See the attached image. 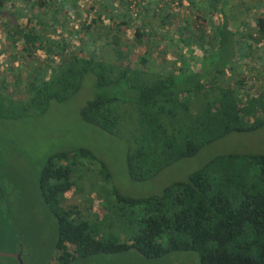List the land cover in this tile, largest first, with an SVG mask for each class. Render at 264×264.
<instances>
[{
	"label": "trees",
	"instance_id": "16d2710c",
	"mask_svg": "<svg viewBox=\"0 0 264 264\" xmlns=\"http://www.w3.org/2000/svg\"><path fill=\"white\" fill-rule=\"evenodd\" d=\"M262 15L254 19L256 36L246 23L239 34L225 25L218 28L213 42L233 63L222 58L212 62L206 52L190 71L182 66L176 72L149 71L143 55L124 64L108 62L92 42L87 52L74 50L68 57L61 56L66 42L53 51L44 49L46 59L51 52L59 55L58 63L47 62L51 67L44 77L34 73L22 98L0 88V117L41 111L51 98L64 99L77 91L90 72L95 89L79 107L80 117L123 136L130 177L151 176L231 131L264 123V82L250 86L231 71L248 62L253 43L264 35ZM83 26L90 31L92 22L83 20ZM81 158L95 160L80 146L48 154L40 167L37 193L55 220V238L40 264H73L129 250L146 258L183 252L195 264H264L263 153L215 154L158 193L143 197L122 195L114 187L102 189L103 196L93 192L100 202L92 218L79 215L74 204H60L61 195L77 187L81 172L89 168ZM96 168L107 178L102 161ZM52 257L54 262H48Z\"/></svg>",
	"mask_w": 264,
	"mask_h": 264
},
{
	"label": "rangeland",
	"instance_id": "374dc122",
	"mask_svg": "<svg viewBox=\"0 0 264 264\" xmlns=\"http://www.w3.org/2000/svg\"><path fill=\"white\" fill-rule=\"evenodd\" d=\"M253 1L255 0L244 6L245 14L240 18L241 20L246 18L250 32L256 36L254 19L264 9V2L260 0L257 5V2ZM81 2L86 4L87 13L84 19L86 23L88 14H91L88 22H92V39L94 36L99 39L110 37L109 32L104 30L105 23L99 22L101 0ZM183 4L186 3L180 0L181 8L175 12L176 17L173 16V19L181 20L182 24L185 22L188 26L185 29L186 34L190 33L191 39L199 41L208 33L202 28L203 23L197 19L196 12ZM105 18L103 20L107 22L108 18ZM207 44V49H197L200 54L207 52L206 59L215 62L214 60L219 61L222 58L225 63L234 62L232 57L222 56L216 43L208 41ZM187 49L188 56L199 57V53L192 55V48ZM24 56L26 57H22L21 60L18 58L22 66L15 68L21 74L13 73L15 71L10 69L3 78H0V88L13 97L22 98L26 95L27 82L32 79L34 73L39 72V69L41 73L37 74L38 77H44L45 70L51 67V64L46 66L47 62L58 63L54 57L45 59L42 65H32L33 58L27 53ZM258 63L264 65V35H259V39L253 43L248 62L231 71L242 76L244 84L259 85L260 82H264V70ZM192 65L196 64L186 61L181 66L190 71L192 68L196 69ZM94 80V75L87 72L83 75L77 91L64 99L51 98L43 110L17 117H0V201L5 200L0 202V230L4 232V235L0 233V250L22 251L24 264H40L47 254L49 243L55 238V220L42 204L36 183L41 165L52 152L85 146L94 155L95 160L92 163H89L88 158H81V162L89 168H86V172L85 170L81 172L80 180L76 181L77 187L60 197L61 206L67 208L74 204L76 209L80 210L79 215L87 218L94 217L93 212L99 207L97 203L100 202V198L94 197L93 192L103 196L104 189L114 187L122 195L143 197L158 193L165 184L184 177L187 172L197 168L215 154L227 151L264 154L263 123L252 130L231 131L202 146L195 154L179 158L151 176L134 179L128 175L125 168L123 136L112 134L83 120L79 115V107L94 92ZM98 160L107 167V178L97 170ZM93 198L96 200L91 202ZM195 261L192 255L187 256V253L183 252L174 251L165 256L146 258L129 250L103 256L98 254L75 261L73 264H195ZM48 262H54V258ZM0 264H18V261L14 256L0 255Z\"/></svg>",
	"mask_w": 264,
	"mask_h": 264
},
{
	"label": "crops",
	"instance_id": "0c3cea01",
	"mask_svg": "<svg viewBox=\"0 0 264 264\" xmlns=\"http://www.w3.org/2000/svg\"><path fill=\"white\" fill-rule=\"evenodd\" d=\"M250 1L183 0L184 6L196 12L197 19L203 23L202 28L208 33L199 41L192 38L191 46H186L190 39V33L186 34L185 30L188 26L173 19L176 13L165 0H137L135 14L129 10L127 0H101L99 15L102 20L99 18V22L105 23L104 30L110 34L103 39L96 36L92 39L90 31L93 30L83 28L87 9L81 0H0V78L10 69L20 73L15 68L22 66L18 58H25L26 53L33 58L32 65H42L46 59L43 50L53 51L62 42L66 45L61 56L68 57L74 50L85 53L92 42L95 51L108 62L124 64L128 59L135 60L138 55H143L149 71L176 72V68L186 61L191 64L201 62L202 54L197 49H207V42L215 40L218 28L223 25L225 30L243 32L244 23L248 21L240 17L245 14L244 6ZM253 2L258 5L260 0ZM261 13L264 18V9ZM105 17L107 22L103 20ZM229 44L232 45L231 38ZM186 47L199 53V57L188 56ZM48 55L47 60L54 57L59 60V55L52 52ZM40 73L39 69L37 74ZM0 233L4 235L1 230Z\"/></svg>",
	"mask_w": 264,
	"mask_h": 264
},
{
	"label": "built area",
	"instance_id": "2783aa9c",
	"mask_svg": "<svg viewBox=\"0 0 264 264\" xmlns=\"http://www.w3.org/2000/svg\"><path fill=\"white\" fill-rule=\"evenodd\" d=\"M165 1H166V4H168V6L173 12H176L181 8L180 0H165ZM127 2H128L129 10L132 12V14H135V8H134L135 0H127ZM90 15L91 14H88L87 16V20H86L87 22L90 20Z\"/></svg>",
	"mask_w": 264,
	"mask_h": 264
},
{
	"label": "water",
	"instance_id": "95a60500",
	"mask_svg": "<svg viewBox=\"0 0 264 264\" xmlns=\"http://www.w3.org/2000/svg\"><path fill=\"white\" fill-rule=\"evenodd\" d=\"M0 255L14 256V257L17 258L18 264H24L19 250H14V251H3V250H0Z\"/></svg>",
	"mask_w": 264,
	"mask_h": 264
},
{
	"label": "flooded vegetation",
	"instance_id": "af4514ba",
	"mask_svg": "<svg viewBox=\"0 0 264 264\" xmlns=\"http://www.w3.org/2000/svg\"><path fill=\"white\" fill-rule=\"evenodd\" d=\"M20 255H21V257H22V255H23V254H22V251H20Z\"/></svg>",
	"mask_w": 264,
	"mask_h": 264
}]
</instances>
